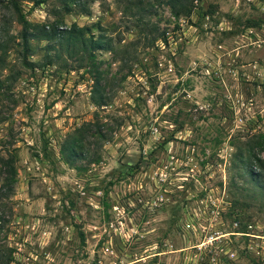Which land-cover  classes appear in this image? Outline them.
Returning a JSON list of instances; mask_svg holds the SVG:
<instances>
[{
    "label": "rangeland",
    "instance_id": "rangeland-1",
    "mask_svg": "<svg viewBox=\"0 0 264 264\" xmlns=\"http://www.w3.org/2000/svg\"><path fill=\"white\" fill-rule=\"evenodd\" d=\"M5 4L0 264H264V0H95L61 20L56 0L19 1L109 44L92 57L24 49Z\"/></svg>",
    "mask_w": 264,
    "mask_h": 264
},
{
    "label": "trees",
    "instance_id": "trees-1",
    "mask_svg": "<svg viewBox=\"0 0 264 264\" xmlns=\"http://www.w3.org/2000/svg\"><path fill=\"white\" fill-rule=\"evenodd\" d=\"M3 0H0V2ZM5 7H10L12 11L16 15V20L20 24L19 37L23 41L24 49L28 48V40L35 39L38 41H45L47 45H50L49 42H53L59 46L63 44H72L77 45L81 49H85L87 53H89L90 57L93 56V53L96 50H108L109 44L104 41L102 42L99 39H93L92 36L89 35L90 29L86 27H78L75 24L71 23L67 28L62 27L58 24L60 21H53L48 24L44 23H31L28 22L24 14H22L19 1L21 0H5ZM26 1V0H23ZM31 2L33 5H38L45 0H27ZM59 3V13L57 16L59 20L62 19L63 15L68 14L72 10H76L79 13H89L88 3L93 2L95 0H56ZM191 0H170L171 6L174 7L176 4L188 3ZM194 1V0H193ZM187 9V6H186ZM186 14L188 15L187 11ZM53 47V46H49ZM1 48V46H0ZM96 124L87 122L83 124V126H79L75 128L71 133H68L64 136L59 146V153L65 163H71L73 157L80 156L82 141L85 140V135H82V131L84 128L88 129ZM97 137L100 138L101 134L99 131L96 132ZM259 141L264 145V135L259 136ZM264 149V147H263ZM10 171L7 172L9 179L8 181L3 182V186L10 185L13 181V177L15 174V170L11 164L14 159L13 154H10ZM99 160V154L94 153L88 161L95 162Z\"/></svg>",
    "mask_w": 264,
    "mask_h": 264
},
{
    "label": "built area",
    "instance_id": "built-area-1",
    "mask_svg": "<svg viewBox=\"0 0 264 264\" xmlns=\"http://www.w3.org/2000/svg\"><path fill=\"white\" fill-rule=\"evenodd\" d=\"M36 11H37L39 17H43V16H44L43 14H40V13H42V11H40L39 9H36ZM167 41H168V40H167Z\"/></svg>",
    "mask_w": 264,
    "mask_h": 264
}]
</instances>
